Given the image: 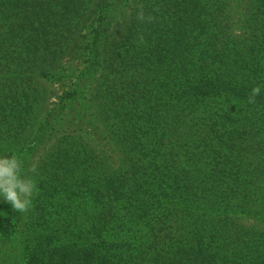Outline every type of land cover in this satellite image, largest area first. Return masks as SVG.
Wrapping results in <instances>:
<instances>
[{"label": "trees", "instance_id": "1", "mask_svg": "<svg viewBox=\"0 0 264 264\" xmlns=\"http://www.w3.org/2000/svg\"><path fill=\"white\" fill-rule=\"evenodd\" d=\"M0 1L22 3L16 30L0 38L22 40L27 56L43 45L85 55L67 102L99 74L89 102L101 106L120 157L106 170L108 151L101 160L80 135L61 133L58 167L35 178L30 210L0 200V264H264V233L230 221L264 178L247 163L264 156V0L250 1L255 27L238 36L230 0ZM64 1L67 24L57 16ZM140 5L152 22L137 20ZM10 103L23 120L26 109ZM75 116L88 119L84 105ZM53 120L32 144L57 129ZM254 201L264 208V196Z\"/></svg>", "mask_w": 264, "mask_h": 264}, {"label": "rangeland", "instance_id": "2", "mask_svg": "<svg viewBox=\"0 0 264 264\" xmlns=\"http://www.w3.org/2000/svg\"><path fill=\"white\" fill-rule=\"evenodd\" d=\"M230 1L228 10L234 23L233 34L241 35L244 33V29L250 33L255 27L254 19L259 15L258 6L251 3L252 0ZM19 2L20 4L15 10L0 7V18L2 19L0 21V36L8 34L7 32L12 29L16 30L14 27L18 22V17H20L19 9L22 5L21 1ZM64 2L66 8L57 16L63 24H67L71 16L67 11L71 1ZM88 2L77 1L78 4ZM57 31L58 29L55 30V32ZM14 35L18 38L22 37L19 33ZM66 37L69 36L66 35ZM28 48L22 43V40L11 43L6 40V37L0 38V122L3 123L7 118L5 123L0 124V157L17 156L22 162V177L27 176L36 181L35 178H38L39 175H42L41 178H43L46 172L53 171L58 167L56 164L58 160H54V150H57V137L61 133H72L80 135L84 143L91 147L101 160H104L102 151H108L112 155L113 160L109 159L105 160V163L103 162L106 170L114 167L111 164L114 162L116 166L111 171L119 169V162H116L120 158L119 152L109 128L101 122L99 109L101 106L97 107L89 102V95L102 88L101 81L98 82L99 74L93 75L94 77L85 84L87 90L78 89L80 94L78 102H75L74 105H69L67 102H70L69 93L76 89L75 85L80 69L82 70L87 66L85 55L67 52L68 54L63 56L60 53V47L43 45L36 49L40 55L33 58L27 56L28 52L31 51ZM55 49L59 51L55 52ZM48 51L49 55L46 54ZM12 101H15L19 108L26 109L23 120L13 118L15 112H11V109H16V106L10 103ZM65 101L66 104H64ZM81 105L85 106L88 119L75 116L76 113H79ZM92 105L96 108H93ZM49 115L54 116L53 124L54 122L57 124V129L49 132V136L39 144H32L31 141H33L38 129ZM9 124L12 126L11 128H7ZM247 163L248 165H261L264 168V156L257 157L256 160ZM257 181H259L256 182L258 187L250 193L252 198L249 205L243 208V213L234 212L230 214V221L245 227L246 230L260 229L264 233V212H262L264 208L254 201L264 196V178L260 177ZM1 199L2 197H0ZM200 212L202 209L194 211L193 218H200ZM212 216L221 218V215ZM218 225H223V222H219ZM14 253L11 249L5 259L14 263L16 261Z\"/></svg>", "mask_w": 264, "mask_h": 264}, {"label": "clouds", "instance_id": "3", "mask_svg": "<svg viewBox=\"0 0 264 264\" xmlns=\"http://www.w3.org/2000/svg\"><path fill=\"white\" fill-rule=\"evenodd\" d=\"M154 17L145 16L143 6H139L137 20L140 22H152ZM143 42V37L140 38ZM261 88L253 87L249 93L247 102L255 104L260 95ZM21 160L13 155L11 157H0V197L12 206L17 212L27 213L32 206V196L38 192L33 179L21 175Z\"/></svg>", "mask_w": 264, "mask_h": 264}]
</instances>
